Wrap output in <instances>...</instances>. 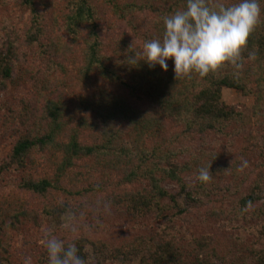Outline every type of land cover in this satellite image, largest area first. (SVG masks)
<instances>
[{"label":"trees","instance_id":"1","mask_svg":"<svg viewBox=\"0 0 264 264\" xmlns=\"http://www.w3.org/2000/svg\"><path fill=\"white\" fill-rule=\"evenodd\" d=\"M18 2L30 11V16L21 30L5 21L0 23V90L7 88L14 67L22 62V44L40 46L52 67H60L65 56L68 54L69 57L74 47L75 50L80 47L74 56L79 60L76 78L86 84L96 77L103 84L95 86L90 93L77 95L80 115L74 117L69 110L67 112V97L65 92L61 93V79L56 77L50 84V77L45 76L46 82L38 87L45 98L36 118L35 126L38 127L17 135L9 156L0 165V183L10 177L21 190L42 197L44 202L40 212L44 220L69 211L78 212L85 204L100 211L107 206L114 207L122 219H143L153 214L163 218L155 230L137 234L123 247L79 235L72 243L83 260L85 246L91 244L97 253L110 252L114 259L129 254L127 248L144 252L140 264H215L216 261L246 264L229 258L231 249H218L217 239L210 233H192L178 223L192 217L200 208L206 209L204 214L208 217L232 222L245 218L247 208L258 200L252 192L225 207L211 199V196H222L219 185L226 178V168L233 158L217 153L214 148H205L203 143L195 149L192 142L210 132L234 138L246 128L242 113L222 101V88L235 89L246 96L254 93L255 107L264 106V2L261 3L260 21L241 51L240 69L225 63L205 77L193 74L180 79L174 77L171 60L166 72L158 65L149 69L142 61L137 66H129L123 61L130 53L140 51L145 41L161 38L163 18L184 9L186 0ZM58 2L64 5L54 12ZM208 2L212 5L217 0ZM222 2L232 4L238 0ZM107 6L118 19L131 17L136 20L128 22L133 36L121 33L108 42L106 40L109 46L105 48L100 29L104 11L109 9ZM140 11L153 13L152 18L145 23V18H137L136 13ZM47 21L51 23L49 27L45 24ZM142 22L146 29L141 34L142 43H138L135 38H138ZM53 30H62L70 43L53 39L45 43L42 39L48 38L47 35L50 38ZM250 53L255 54L254 58H249ZM68 99L71 100L69 96ZM167 120L181 126V131L168 134ZM83 137L86 139H81ZM49 153L57 159L51 161L52 175L39 176L40 157ZM182 155L187 158L180 159ZM209 155L213 157L209 159ZM216 157L219 158L213 165ZM78 160H88L89 167L95 166L104 176L114 173L121 176L118 187L114 188L117 190L106 191L103 195L91 188L84 194L81 204L71 202V194L68 196V189L62 182ZM209 165L210 181L201 183L198 180L197 186H190L184 180V176L194 172L198 175L201 168ZM167 181L174 182L179 192L184 193L183 204L164 187ZM136 182L145 185L135 189L125 186ZM221 192L224 191L221 189ZM5 212L0 202V264L8 258L10 231H17L29 221L39 219V212L34 208L4 216ZM256 212L263 214L264 205L251 214ZM260 234L264 237L262 232ZM259 243L261 247L256 249L254 244L255 248L249 253L253 262L264 264V241ZM64 244L68 246V243ZM44 255L41 262L48 264L47 252Z\"/></svg>","mask_w":264,"mask_h":264},{"label":"rangeland","instance_id":"2","mask_svg":"<svg viewBox=\"0 0 264 264\" xmlns=\"http://www.w3.org/2000/svg\"><path fill=\"white\" fill-rule=\"evenodd\" d=\"M63 5V2L54 5V12ZM56 6L57 8H55ZM107 7L109 8V6ZM136 15L137 18L138 16L145 18L146 23L152 18L153 13L140 11ZM29 16L30 11L21 6L18 0H0V23L5 21L15 29L21 30ZM135 20L131 17L118 19L110 11V8L104 11L100 36L105 41V48H108L107 42L110 38L118 37L121 33L133 36L132 26L128 22L134 23ZM45 24L47 27L51 25L49 21ZM142 24L139 26L138 38H135L138 43L141 42V34L146 29L145 25ZM52 33L50 38L47 35L48 38L42 40L45 43L51 39L54 41L61 40L67 45L70 43L68 36L62 30H53ZM21 49L24 55L22 62L14 67L13 78L8 81L7 88L3 91L0 90V165L9 156L17 135L38 127L35 126L36 118L45 103V98L40 93L41 87H38L46 82L45 76L50 77V84L54 82L56 77L61 79V93L65 92L67 97L65 98L67 112L69 110L74 117L80 115L76 105L80 100L77 95L90 93L95 86H102L103 84V81L96 77H93L86 84L76 78L79 60L74 56L77 54L75 51H78L80 47L76 50L74 47L72 54L69 57L67 54L61 61L60 67L58 65L52 67V63L48 61L47 56L41 53L42 48L38 45L24 46L22 44ZM253 91L255 90L253 89ZM68 96L71 100L68 99ZM255 98L254 93L246 96L238 90L222 88V101L234 106L242 113L245 120L243 125H246V128L234 138L210 132L203 135L204 137L200 140L196 137L192 142L195 149L200 143H203V147L214 148L217 153L233 158L226 168V178L219 185V192L222 196H219L220 198L211 196V199L225 207L234 203L242 195L252 192L253 195L258 196V200L247 208L246 221V217L237 218L232 222L215 219L204 214L205 208H200L194 212L192 217L178 223L192 233H210L217 239L218 249H231V252H228L229 258L246 262V264H257L252 261V255L249 252L252 248L261 247L262 244L259 242L264 241L263 235L260 234L261 232L264 234V213L251 214L254 209L264 205V106L256 108ZM134 101L140 104L139 100L134 99ZM167 122L168 134L181 131V126H177L168 120ZM81 139H86V137ZM213 155H209V159ZM186 158L187 156L182 155L180 159ZM218 158H214L213 165L217 163ZM56 160L52 153L41 156L39 176H51L53 168L51 161ZM245 160L247 167L241 170V163ZM197 176L194 172L184 176V180L190 186H197ZM9 178L0 183V202L3 203L6 210L4 216L13 213V211L34 208L35 211L39 212V219L37 222L29 221L17 231H10L7 248L8 258L2 264H25L26 258L31 259V264H44L41 261H44L43 255L46 254V248L42 241L48 230H51L52 235L68 243V245L72 244L76 237L83 234L93 241L100 240L106 242L107 245L114 246L122 244L121 247H123L129 244L137 234L155 230L163 221L161 220L163 218H158L156 214L143 219L134 218L135 220H133L129 217L122 219V215L114 207L107 206L100 211L86 204L78 212L69 211L61 216L44 220L40 212L44 199L36 194L21 190L17 183ZM120 178L121 176L116 173L104 176L95 166L90 168L88 160H78L73 168L68 171V175L62 184L67 187L68 196L71 194L72 200L70 201L74 204H81L88 189H95L98 191L97 194L105 195L106 191L118 187ZM144 185L143 182H136L125 186L128 189H135ZM164 187L177 197L180 204L184 203V193L179 192V188L174 182L167 181L164 183ZM188 189L190 188L188 187ZM221 189L224 191V195ZM103 197L106 198L107 195ZM126 236H129L128 239L123 240ZM254 244H256L255 247ZM127 249L129 254L126 256L119 255V258L114 259L110 252L99 254L91 244H86L84 261L85 264H140L145 253L135 252L131 248ZM215 264L222 263L216 261Z\"/></svg>","mask_w":264,"mask_h":264},{"label":"clouds","instance_id":"3","mask_svg":"<svg viewBox=\"0 0 264 264\" xmlns=\"http://www.w3.org/2000/svg\"><path fill=\"white\" fill-rule=\"evenodd\" d=\"M262 2L238 0L227 4L217 0L210 5L208 0H186L184 9L163 18L162 37L145 41L142 49L130 53L123 63L137 66L142 61L149 69L158 65L166 72L171 60L175 79L193 74L205 77L225 63L240 69L241 51L260 21ZM254 56L249 54L250 59ZM209 167L199 170L197 179L201 183L211 180ZM244 167L246 160L242 161L241 170ZM42 243L48 264H85L75 243L65 247L64 241L52 235L51 230L45 233ZM25 264H31V259L26 258Z\"/></svg>","mask_w":264,"mask_h":264}]
</instances>
